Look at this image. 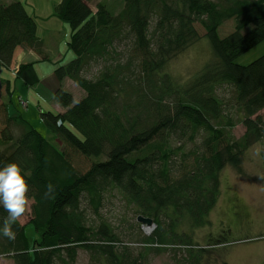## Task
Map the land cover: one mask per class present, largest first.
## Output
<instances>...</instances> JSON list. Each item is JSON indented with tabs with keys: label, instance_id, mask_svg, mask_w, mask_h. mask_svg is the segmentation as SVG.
<instances>
[{
	"label": "trees",
	"instance_id": "obj_1",
	"mask_svg": "<svg viewBox=\"0 0 264 264\" xmlns=\"http://www.w3.org/2000/svg\"><path fill=\"white\" fill-rule=\"evenodd\" d=\"M122 1L117 13L105 1L96 10L86 0L55 5V15L71 28L68 48L75 56L54 69L61 83L54 97L64 111L41 109L40 115L61 146L21 112L10 113L15 84L0 76V167L16 162L30 174L31 218L13 226L14 241L0 237V255L14 264H76L79 249L100 264H151L147 250L170 247L186 250L183 257L174 254V264H203L200 254L208 248L188 235L187 222L209 223L221 195V170L230 164L245 173V151L264 138V54L246 65L235 62L264 41V0ZM229 19L236 20L234 30L221 37L218 29ZM198 23L214 58L181 80L167 67L199 40ZM20 45L48 57L24 4L0 0V67L10 69ZM14 72L30 87L40 82L33 62ZM66 78L82 88L79 99L62 84ZM226 84L247 128L239 138L231 134L237 122L218 94ZM188 140L195 145L185 152ZM82 156L91 159L88 168L81 167ZM49 182L55 192L46 198ZM114 188L136 212L137 240L145 250L138 254L102 214ZM140 215L153 218L157 230L146 235ZM6 216L0 206V224ZM28 224L35 229L32 241Z\"/></svg>",
	"mask_w": 264,
	"mask_h": 264
},
{
	"label": "rangeland",
	"instance_id": "obj_2",
	"mask_svg": "<svg viewBox=\"0 0 264 264\" xmlns=\"http://www.w3.org/2000/svg\"><path fill=\"white\" fill-rule=\"evenodd\" d=\"M100 1H105L114 13L119 12L124 7L122 0H93L91 2L92 7H96V3ZM61 21L64 20L61 19ZM64 23L66 26L60 31V42H58V47L56 46V53L53 54L54 57H59L60 55L62 58L58 65L70 61L75 56L68 48L71 28L67 22L64 21ZM235 23L236 20L234 19L226 20L218 29L219 35L224 37L231 33L234 30ZM197 29L200 33L199 40L168 64L167 70L178 79L182 80L193 77V75L203 68L204 64L214 58L212 46L204 27L198 23ZM263 54L264 41L257 44L254 48L247 50L246 53L239 56L235 62L246 65ZM54 63V61H42L36 64L38 66V72H40V78L42 79V86L39 88L38 92L42 94L43 97L44 95L48 97L55 94L54 80L50 79L46 71L50 70V65ZM1 70H6L5 78L9 79L11 71L5 67H2ZM94 72H96L95 69ZM54 78L60 86L61 83L56 77ZM63 85L71 92H74L75 97L78 99L83 94L82 88L76 82L74 83L68 80L64 82ZM19 93L20 88L19 90L16 89L13 94L14 98L10 107L11 111L16 114L18 111L21 112L33 126H36L44 137H48L55 145L59 144V146H61L57 136H55L48 129V126L44 124L40 115L39 106L36 104L37 102H35L39 97L43 107H46L50 106L47 100L41 98L32 90L29 101L30 104H28L29 107H27L26 103L23 105L19 102ZM218 94L225 100V107L229 115L237 122L231 129L232 136L235 138L241 137L246 133L247 128L239 120L242 114L235 105L234 89L231 85L226 84L218 89ZM260 113L264 116V109L261 110ZM204 136L205 133L201 131L200 134L196 136L195 140L201 143ZM194 145L195 143L189 141L184 151H189ZM182 158L183 156L180 155L176 157L178 161ZM100 159H105V156L102 158L100 157ZM100 159L94 157L93 161ZM243 160V168L245 170L243 174H239L230 164L221 170V195L216 203L217 205L209 213V223L193 226L187 222V226L189 227L188 235H191L197 244L200 246L202 245L201 247L208 248V252L201 251L200 254L201 261L203 259V264H221L223 261H227L230 264H264V138L250 145L244 153ZM90 161L91 159H87L84 156L80 157L79 160L81 167L84 168H88ZM105 198L107 199L102 208V214H104L105 219L115 227L120 242L122 244H129L135 254L145 251L143 246L144 243L137 240V233L139 230L136 228L138 227L137 218H135L136 212L132 206L128 205L125 197H122V194L117 188L107 192ZM30 205L28 211L21 218V223H27L31 218L32 212ZM152 223H154V221L148 224ZM143 224L146 223L141 221L140 227H142ZM180 228H184L185 231L187 229L185 224L180 226ZM156 230L157 226L153 232ZM26 233L32 241L33 237L36 235L33 224H28ZM180 249V251H175L170 247L169 251L158 254L147 250L148 256L146 258L151 264H174L176 262L174 257L175 253H177L179 258L186 254L185 248ZM78 253L76 264H100L93 260L91 254L85 249H79ZM0 262L1 264H14L9 256L0 255Z\"/></svg>",
	"mask_w": 264,
	"mask_h": 264
},
{
	"label": "crops",
	"instance_id": "obj_3",
	"mask_svg": "<svg viewBox=\"0 0 264 264\" xmlns=\"http://www.w3.org/2000/svg\"><path fill=\"white\" fill-rule=\"evenodd\" d=\"M18 0H1V2L4 5H7L12 2H16ZM21 1L25 8H27L28 12L36 19L37 21V29H38V35L40 38L43 40L44 46L43 50L45 51V54L48 55L47 58H43L41 54H39L37 51H35L32 48H29L26 45H20L15 49L14 53V58L12 60V65L10 69H8L11 74L9 77L10 80L13 81L15 84V90L20 88V93H19V98L25 99L28 104L31 98V91L34 90L41 98H45L47 100V103L50 106L43 107L41 104V100L38 97V99L35 101L37 102L36 104L39 106L40 113L41 109L42 110H53V111H64V108L56 101L54 94L52 96L44 97L42 94L38 92L39 88L42 86V79L40 78V82L36 86H28L27 84L24 83L22 79H18L16 77V73L14 72V68H16L18 65L21 63H34V67L36 72H38V66L36 65L37 62H47V61H54L56 65H50L51 69L46 70L50 76L51 80H54L53 82L55 83V89L54 91L58 88L59 83L55 81V75H54V69L57 67L58 63L61 62L60 60L62 59L61 56L59 57H54L53 54L56 53V46L58 47V42H60L59 35L60 31L65 28V23L64 21H61V18H58L55 15V5L58 4L61 0H19ZM93 0H86V2L91 5V2ZM92 7V5H91ZM94 10H96V7H92ZM56 66V67H54ZM2 67H0V76L5 78L6 70H1ZM54 68V69H53ZM3 74V75H2ZM38 75L40 77V72H38ZM14 77V78H13ZM70 79H65L64 82L68 81ZM71 81V80H70ZM34 88V89H33ZM27 104V105H28ZM29 107V105L27 106ZM10 113L11 114H16L15 112L11 111L10 108ZM23 115V114H22Z\"/></svg>",
	"mask_w": 264,
	"mask_h": 264
},
{
	"label": "clouds",
	"instance_id": "obj_4",
	"mask_svg": "<svg viewBox=\"0 0 264 264\" xmlns=\"http://www.w3.org/2000/svg\"><path fill=\"white\" fill-rule=\"evenodd\" d=\"M30 174L26 172L18 163L11 162L0 167V206L3 207L7 216L0 224V237L14 241L16 225L29 209L30 198L29 184L26 177ZM55 188L51 182L46 186L44 196L53 197Z\"/></svg>",
	"mask_w": 264,
	"mask_h": 264
},
{
	"label": "built area",
	"instance_id": "obj_5",
	"mask_svg": "<svg viewBox=\"0 0 264 264\" xmlns=\"http://www.w3.org/2000/svg\"><path fill=\"white\" fill-rule=\"evenodd\" d=\"M24 103L27 104L26 101H23V104H24ZM156 226H157V225H156L155 222L152 223V224H148V223H146V224H143V225H142L141 229H143L144 233L147 235V234H152V232L156 229Z\"/></svg>",
	"mask_w": 264,
	"mask_h": 264
},
{
	"label": "water",
	"instance_id": "obj_6",
	"mask_svg": "<svg viewBox=\"0 0 264 264\" xmlns=\"http://www.w3.org/2000/svg\"><path fill=\"white\" fill-rule=\"evenodd\" d=\"M138 218L140 221H142L144 223H151L153 221V218H150L148 216L144 217V216L140 215Z\"/></svg>",
	"mask_w": 264,
	"mask_h": 264
}]
</instances>
